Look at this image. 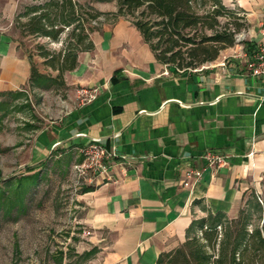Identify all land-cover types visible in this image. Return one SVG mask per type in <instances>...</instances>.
<instances>
[{
  "label": "crops",
  "instance_id": "crops-1",
  "mask_svg": "<svg viewBox=\"0 0 264 264\" xmlns=\"http://www.w3.org/2000/svg\"><path fill=\"white\" fill-rule=\"evenodd\" d=\"M107 1L113 5L99 0L95 8L116 11V0ZM222 2L244 14L242 42L264 40V0ZM89 37L93 47L78 52L64 75L74 105L35 135L32 157L55 146V159L72 154L75 161L91 139L125 154L126 164L92 176L70 201L78 222L96 235L97 264H155L191 236L194 220L217 212L235 217L251 180L263 173L264 79L227 57L233 47L175 73L156 59L129 17L103 22ZM30 73L21 44L0 29V97L36 89ZM92 87L99 88L93 101L75 103L81 89ZM207 149L224 153L228 163L205 167L201 155ZM187 170L202 173L185 187Z\"/></svg>",
  "mask_w": 264,
  "mask_h": 264
},
{
  "label": "rangeland",
  "instance_id": "rangeland-1",
  "mask_svg": "<svg viewBox=\"0 0 264 264\" xmlns=\"http://www.w3.org/2000/svg\"><path fill=\"white\" fill-rule=\"evenodd\" d=\"M46 1L0 0V29H6L21 44L23 52L32 58L39 72L56 76L57 71L46 62L74 40L70 32L75 23L64 27L59 38L52 40L21 35L17 22L28 21L29 14L19 16L25 6ZM78 1L87 31L98 29L103 22L113 23L110 16L89 19L87 4L95 8L99 0ZM111 2L106 0L108 7L113 5ZM114 6L116 8L115 2ZM227 7L238 10L236 6ZM236 39L243 41L244 36L238 33ZM228 53L230 50L225 48L218 57ZM15 92L20 93L17 94L19 97L14 94L0 97V264H97L101 254L94 242L96 235L78 222L76 202L70 201L69 175L73 155L63 154L55 159L54 146L38 157H32L35 135L45 127L55 125V120L74 105L68 87L54 85L49 89L33 90L22 87ZM76 100L75 103H79V98ZM251 183L240 210L245 209L251 216L250 229L257 226L264 230V171ZM240 210L232 218L239 216ZM222 219L231 218L224 214ZM193 232L189 235L202 237L200 231ZM200 242L205 243L202 238ZM92 249H95L93 253L83 256Z\"/></svg>",
  "mask_w": 264,
  "mask_h": 264
},
{
  "label": "trees",
  "instance_id": "trees-1",
  "mask_svg": "<svg viewBox=\"0 0 264 264\" xmlns=\"http://www.w3.org/2000/svg\"><path fill=\"white\" fill-rule=\"evenodd\" d=\"M79 8L78 0H48L25 6L19 14L30 15L26 22L17 21L21 35L52 40L59 38L64 27L75 23L70 32L74 40L46 62L57 71L56 76L39 72L29 56L32 86L49 89L65 85L63 73L75 67L78 52L93 47L89 37L93 29L84 28ZM87 8L91 20L110 16L114 22L118 17H129L156 59L175 73L216 60L221 50L236 44V35L247 27L244 14L222 0H116L114 12H101L90 4ZM242 43L246 49L255 46ZM11 94L19 97L20 93ZM244 210L236 218L224 220V214L217 212L194 220L190 229L200 231L202 237L186 238L179 247L161 253L155 264H264V230L257 226L250 229L251 216ZM94 251H86L83 256Z\"/></svg>",
  "mask_w": 264,
  "mask_h": 264
},
{
  "label": "built area",
  "instance_id": "built-area-1",
  "mask_svg": "<svg viewBox=\"0 0 264 264\" xmlns=\"http://www.w3.org/2000/svg\"><path fill=\"white\" fill-rule=\"evenodd\" d=\"M227 57L242 62L248 75L264 79V40L255 45L253 49H246L242 41L236 39L232 53ZM225 58L221 62L222 65L225 63ZM98 91V87L81 89L78 95L79 104L93 101ZM80 155V159L73 161L70 166V200L82 187L84 182L92 176L105 177L108 168L112 165L127 163V156L125 154L118 153L116 149L107 148L99 139H91L89 142L83 144L80 149ZM201 157L205 167L216 168L225 166L228 163V157L215 149L203 151ZM201 173V170H187L183 186L188 187L190 185L189 179L191 177L199 178Z\"/></svg>",
  "mask_w": 264,
  "mask_h": 264
}]
</instances>
